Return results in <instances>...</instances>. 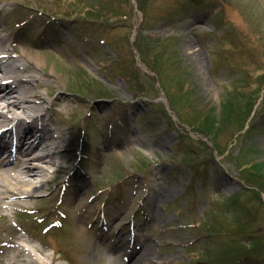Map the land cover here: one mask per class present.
I'll return each mask as SVG.
<instances>
[{"label": "rangeland", "instance_id": "rangeland-1", "mask_svg": "<svg viewBox=\"0 0 264 264\" xmlns=\"http://www.w3.org/2000/svg\"><path fill=\"white\" fill-rule=\"evenodd\" d=\"M7 25L66 140L37 212L0 217V264L29 262L11 238L52 264H130L144 242L148 264H264V0H0Z\"/></svg>", "mask_w": 264, "mask_h": 264}, {"label": "bare ground", "instance_id": "bare-ground-1", "mask_svg": "<svg viewBox=\"0 0 264 264\" xmlns=\"http://www.w3.org/2000/svg\"><path fill=\"white\" fill-rule=\"evenodd\" d=\"M8 40L5 35L0 33V139H2V142L10 143L7 147L12 145L21 146L22 142L29 144V146L27 150H23L26 152L21 161L17 165L10 166L12 169L0 165V217L2 218L9 217L12 210L14 212L16 210L21 212L23 210H33L29 198L40 194L46 188V181L50 178L51 173L64 169L65 160L62 157L64 152L62 142L66 140L64 131L56 124L55 127L49 119H46V114H43L45 103L49 101L48 96L33 87V82L38 81L39 83L42 82V79H45L44 76L35 72L31 67V65H34V67L44 71L43 65L45 62L41 59L39 52H37V55L31 54L34 50H39L28 47L22 53L16 54L15 48L8 46ZM37 47L39 46L37 45ZM3 80H6V83H3ZM40 84L43 85V82ZM37 99H41L40 103H37ZM59 99L65 101L64 96H60ZM11 114L12 116H10ZM24 116L31 118L30 121H27L30 130L22 136L16 135L20 139L17 138L11 144V141L15 139L13 135L14 121ZM36 125L41 127L43 136H35L33 128ZM31 143L35 146L38 145L36 146L37 148L32 149ZM1 150L2 146H0ZM14 153L10 151L8 157L14 159ZM97 215L99 218V209L95 213V216ZM78 216L80 215L78 214ZM126 217L127 215L122 217L119 225L122 224ZM79 220L81 222L84 221L81 216ZM100 242L95 239L91 245L89 255H95L99 252L101 249ZM7 247L13 249L14 254L20 252L27 254L26 260H29V262L23 261V264H52L53 258L46 261L35 257L40 251L39 247L27 246L25 243L17 241H11ZM121 249L123 248H114V253L111 256L112 262H120ZM43 251L45 250L42 249ZM28 256L35 257V259H29ZM154 258L157 257L154 255L151 243L144 242L143 247L135 250L132 254L130 264H148ZM166 262L167 260L165 259L157 264H165ZM16 263L17 259L10 264ZM1 264L6 263L1 262Z\"/></svg>", "mask_w": 264, "mask_h": 264}, {"label": "trees", "instance_id": "trees-1", "mask_svg": "<svg viewBox=\"0 0 264 264\" xmlns=\"http://www.w3.org/2000/svg\"><path fill=\"white\" fill-rule=\"evenodd\" d=\"M238 94H241V93H238ZM242 94H246L245 92H243ZM241 94V95H242ZM243 97V96H242ZM232 103H234V104H236L235 102H233V101H228L227 102V104H225V106H224V108H225V110H227L228 108H231V107H233V104ZM239 105V104H238ZM173 106L174 107H176V105H175V103L173 102ZM206 122V124H207V126L209 127V129L208 130H210V129H212V130H214V129H219L222 125H220V124H217V122H218V120H217V118H212V120H211V123H210V121H209V119L208 120H204V123ZM208 123H210V124H208ZM236 204V199H232L231 198V200H230V205H234V206H237V205H235ZM214 257L215 256H213V261H214Z\"/></svg>", "mask_w": 264, "mask_h": 264}]
</instances>
